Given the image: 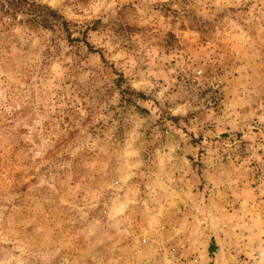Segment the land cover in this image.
Instances as JSON below:
<instances>
[{"label":"rangeland","instance_id":"obj_1","mask_svg":"<svg viewBox=\"0 0 264 264\" xmlns=\"http://www.w3.org/2000/svg\"><path fill=\"white\" fill-rule=\"evenodd\" d=\"M0 1V264H264V0Z\"/></svg>","mask_w":264,"mask_h":264},{"label":"trees","instance_id":"obj_2","mask_svg":"<svg viewBox=\"0 0 264 264\" xmlns=\"http://www.w3.org/2000/svg\"><path fill=\"white\" fill-rule=\"evenodd\" d=\"M39 6L42 7L41 8L42 11L34 10L33 17L40 24L42 23V25H44V26L53 25L55 22L64 24L62 16H60L56 11L48 8V6H45V5H42V6L39 5ZM47 16L51 19V21L47 18ZM52 21H53V23H52Z\"/></svg>","mask_w":264,"mask_h":264}]
</instances>
